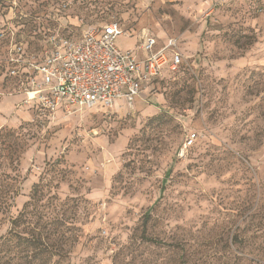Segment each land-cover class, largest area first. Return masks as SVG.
I'll list each match as a JSON object with an SVG mask.
<instances>
[{
	"label": "rangeland",
	"instance_id": "1",
	"mask_svg": "<svg viewBox=\"0 0 264 264\" xmlns=\"http://www.w3.org/2000/svg\"><path fill=\"white\" fill-rule=\"evenodd\" d=\"M0 3V29L29 53L49 32L79 38L114 21L119 49L175 37L184 59L131 108L119 99L48 117L20 105L3 41L0 237L40 184L16 231L47 226L72 264H264V0ZM54 219L74 229L52 233Z\"/></svg>",
	"mask_w": 264,
	"mask_h": 264
},
{
	"label": "built area",
	"instance_id": "2",
	"mask_svg": "<svg viewBox=\"0 0 264 264\" xmlns=\"http://www.w3.org/2000/svg\"><path fill=\"white\" fill-rule=\"evenodd\" d=\"M225 1L217 0L212 8ZM68 6L65 2L61 8ZM123 35L114 21L91 27L79 38L56 30L43 36V52L36 55L27 52L13 28L0 29V44L6 45L5 72L14 82L20 105L48 117L96 105L112 109L119 99L131 108L163 71L175 72L183 64L175 37L160 47L155 38L144 37L136 49L121 50L115 40ZM195 139L194 133L186 136L179 158Z\"/></svg>",
	"mask_w": 264,
	"mask_h": 264
},
{
	"label": "trees",
	"instance_id": "3",
	"mask_svg": "<svg viewBox=\"0 0 264 264\" xmlns=\"http://www.w3.org/2000/svg\"><path fill=\"white\" fill-rule=\"evenodd\" d=\"M0 7H3L1 3ZM39 188L40 184L34 185L30 202L26 203L19 216L11 221V228L7 235L0 237V264H19L18 260L21 259L24 260L23 264H72L70 252L66 249L67 245L65 243H57L52 241L50 236H43L42 233L47 230V226H43L42 229L34 228L29 233L16 231L26 221L24 217L26 216L25 211L27 207L40 203V199L36 198ZM72 225L69 222L54 219L50 220L49 228H52V233L65 234L74 229ZM23 254H25L24 257L21 256Z\"/></svg>",
	"mask_w": 264,
	"mask_h": 264
},
{
	"label": "crops",
	"instance_id": "4",
	"mask_svg": "<svg viewBox=\"0 0 264 264\" xmlns=\"http://www.w3.org/2000/svg\"><path fill=\"white\" fill-rule=\"evenodd\" d=\"M217 2V0H212V5L213 4H215ZM169 38V37H168ZM156 39V38H155ZM167 40V38L165 39V41ZM156 41H157V44H158V47H160V46H162L164 43H165V41H163V43H162V45H159V41H158V39H156ZM179 48H180V43H179ZM181 51V50H180Z\"/></svg>",
	"mask_w": 264,
	"mask_h": 264
}]
</instances>
